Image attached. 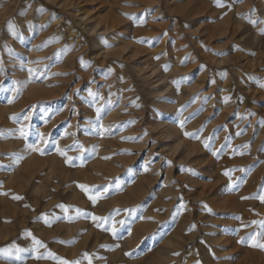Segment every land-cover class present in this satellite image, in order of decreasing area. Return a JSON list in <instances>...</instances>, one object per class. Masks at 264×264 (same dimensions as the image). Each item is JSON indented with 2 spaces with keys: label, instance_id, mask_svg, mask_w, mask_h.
Wrapping results in <instances>:
<instances>
[{
  "label": "rangeland",
  "instance_id": "374dc122",
  "mask_svg": "<svg viewBox=\"0 0 264 264\" xmlns=\"http://www.w3.org/2000/svg\"><path fill=\"white\" fill-rule=\"evenodd\" d=\"M114 2L0 0V264H264V0Z\"/></svg>",
  "mask_w": 264,
  "mask_h": 264
},
{
  "label": "bare ground",
  "instance_id": "6f19581e",
  "mask_svg": "<svg viewBox=\"0 0 264 264\" xmlns=\"http://www.w3.org/2000/svg\"><path fill=\"white\" fill-rule=\"evenodd\" d=\"M115 2H114V4L116 5L115 7L114 6H112L111 8H120L121 6H120V2H121V0H114ZM16 4V3H15ZM34 4V3H33ZM36 4V3H35ZM34 4V5H35ZM36 6V5H35ZM35 8V7H34ZM33 7L31 8L30 7V5H29V7H28V11L29 12H32L33 11V9H34ZM36 10V9H35ZM27 11V12H28ZM34 12V11H33ZM44 12V14H49V11L48 10H45V11H43ZM210 11H208L207 12V14L209 13ZM33 14V13H32ZM4 16H5V13H0V19H3L4 18ZM39 17V16H38ZM130 17V15L129 14H127V11L126 10H124L123 12H121L120 13V15H118V14H113V15H110V21H107L104 25H101V20H98L97 18H95V17H89L88 16V14H86V13H83V14H81V15H79L78 17H77V20H78V22H79V24L80 25H84V28H85V30L88 32V33H90V34H96V33H101V34H108V35H112V37H115L116 35H117V33H118V29H119V25H121L122 24V22H124V21H126V20H128V18ZM28 18V17H27ZM42 18V17H41ZM43 18H45V17H43ZM36 20H38V19H36ZM41 21V20H40ZM14 23H16V25L18 26V27H20L21 26V23L22 22H19V21H14ZM38 23V22H37ZM41 24V23H40ZM39 25V24H38ZM28 27H30V26H28ZM25 28V27H24ZM17 29V28H16ZM26 29H27V27H26ZM24 30V29H23ZM28 30V29H27ZM26 30V31H27ZM30 30V29H29ZM6 31V30H5ZM20 31V30H19ZM22 31V30H21ZM26 31L24 30V32L26 33ZM89 34V35H90ZM6 38L9 40V42H10V39L12 38V36L11 35H6ZM3 39V38H2ZM13 44V43H12ZM147 67V69L149 70L148 71V74H151L152 76L153 75H155L156 74V71L153 69V68H149V64H145ZM167 76V75H166ZM150 78V77H149ZM156 78V81L153 83V85H155V87L154 88H158L159 90H157V91H155V90H153V92H154V95H155V93L156 94H162V93H167V92H169V91H171V89H173V88H171V86H172V84L171 83H167L166 82V80H164V78L163 77H160V76H157V77H155ZM151 79H153V78H151ZM28 80V79H27ZM26 81V80H25ZM24 82V81H23ZM29 82V81H28ZM29 84H31L32 85V83H29ZM113 84V85H112ZM107 85V84H106ZM111 89L113 90V91H115V93H116V91H118V89H119V87H117L114 83H111ZM124 85V84H123ZM29 86V85H28ZM33 86H35V85H33ZM109 86V85H108ZM30 87V86H29ZM28 87V88H29ZM37 87L38 86H36L35 88H32V86H31V90L30 91H28L29 93H31V94H35V93H38V89H37ZM181 87V86H180ZM120 89L123 91V90H125V89H122V86L120 87ZM181 89H182V87H181ZM180 88H179V90H181ZM29 90V89H28ZM110 91V90H109ZM121 91V94H122V96H121V100H122V103H121V105L127 100L126 98H128L126 95H124V91L122 92ZM173 91V90H172ZM171 91V92H172ZM126 92V91H125ZM153 92L151 91V93L153 94ZM174 93V92H173ZM176 93H179V92H176ZM112 94V93H111ZM125 94H127V93H125ZM175 94V93H174ZM180 94H183V93H180ZM109 95V97H110V94H108ZM170 95V94H169ZM169 95H167V97L169 96ZM126 96V97H125ZM159 96H161V95H159ZM164 98H167L166 97V94H164ZM171 96H173V94L171 95ZM176 96V95H175ZM178 97V96H177ZM179 97H181V95H179ZM169 98V97H168ZM171 98V97H170ZM175 98V97H174ZM180 99V98H179ZM174 100V99H173ZM172 100V101H173ZM178 100V98L176 99V101ZM182 100H183V98H182ZM111 101H113V100H111ZM167 101H168V99H167ZM179 101V100H178ZM177 101V102H178ZM182 103L184 102V101H181ZM113 103V102H112ZM109 104V103H108ZM162 104V106H163V104L164 103H161ZM166 104V103H165ZM164 104V106H163V108H171L172 106H173V104L170 106V105H165ZM168 104V103H167ZM170 104V103H169ZM110 106H111V110H112V114H110V113H108L107 115H108V117L105 119V120H102V121H100L101 123H100V125H103V127H101V129L102 130H105V129H107V125H108V123H109V120L111 121V119L112 118H115V119H117L116 118V114H117V111H115L116 110V108L114 107V105H112V104H109ZM125 105V104H124ZM179 105V104H178ZM123 106V105H122ZM121 106V107H122ZM169 106V107H168ZM176 106V105H175ZM94 107H95V105H94ZM176 107H178V106H176ZM97 108V107H96ZM162 108V109H163ZM169 108V109H170ZM103 109V108H102ZM101 109V110H102ZM119 109V108H118ZM176 109V108H175ZM113 110H114V112H113ZM120 110V109H119ZM165 110V109H164ZM108 111V110H107ZM170 111H173V112H176V111H174V109L172 108V110H170ZM170 111H169V113H170ZM103 112V111H102ZM172 113V112H171ZM119 114V113H118ZM176 114V113H175ZM101 115V114H100ZM102 116V115H101ZM105 118V117H104ZM100 119H102V118H100ZM119 121V120H118ZM115 123V122H114ZM117 123H119V122H117ZM113 124V123H112ZM109 125H111L110 123H109ZM115 125V124H114ZM114 125H113V127H114ZM99 126V125H98ZM117 126V125H116ZM100 130V129H99ZM98 130V131H99ZM110 130V129H109ZM103 132V131H102ZM169 135H172V134H174V133H176L173 129L171 130V131H166ZM103 134V133H102ZM111 134V133H110ZM102 137V136H101ZM69 140H71V139H69ZM68 142V141H67ZM103 149H100V150H98L97 152H99V151H102ZM104 151V150H103ZM102 151V152H103ZM99 154V153H98ZM100 154H101V152H100ZM102 155V154H101ZM99 159H101V158H99ZM96 166H99L98 164L96 165ZM106 166V165H105ZM104 167V166H103ZM99 168V167H98ZM106 168V167H105ZM105 168H104V170H105ZM109 170V169H108ZM99 171V170H98ZM207 234V233H206ZM210 237V236H209ZM211 238H212V236H211ZM209 239V238H208Z\"/></svg>",
  "mask_w": 264,
  "mask_h": 264
},
{
  "label": "snow or ice",
  "instance_id": "6c2138e0",
  "mask_svg": "<svg viewBox=\"0 0 264 264\" xmlns=\"http://www.w3.org/2000/svg\"><path fill=\"white\" fill-rule=\"evenodd\" d=\"M217 5L220 6V7H223V6H224L223 4H220V3H219V0H217ZM250 22L255 23V21H250ZM7 26H8V28H9V30H10V32H11V34H12L13 36H17V35H18L17 31L15 30L14 24H13L11 21L8 22V25H7ZM166 67H167V66H166ZM2 71H3V67H2V63H0V72H2ZM28 71L31 73V72H33V69H28ZM177 86H179V84H177ZM260 86H261V87H264V84H262V85H260ZM90 94H91V93H90ZM92 95H95V94H92ZM226 99H227V98H226ZM10 102H11V101H10ZM96 111H97V113H98L97 119L99 120V119H100V115H99V114L101 113V109H100V108H97ZM25 118H27V117H25ZM12 119L15 120L16 118H15V117H12ZM181 126L183 127V124H182ZM101 127H103V125H101ZM185 135H186V136H192L193 134H192V133H187V132H186ZM20 136L23 137V138H25V139H27V132H26V130H25L24 128H21V129H20ZM40 140H41L42 143H46V140H45L43 134H40ZM204 145H205L206 148H208V147H209L208 141H205V142H204ZM28 148L31 149V150H34V151H38V152H40L41 154H44V150H43V148L40 147V146H38V145H36V144H29V145H28ZM83 150H84V149L81 147V151H83ZM57 151L60 152L61 155H65V153H64L62 150H60L59 148L57 149ZM212 154H213V155H216V152L213 151ZM71 159H72V158H68V161L70 162ZM106 159H107V157H106ZM241 171H245V170H244V169H241ZM223 174H224L225 176H227V177L229 178V180L232 179V176H231V170H225V172H224ZM117 183H118V181H117ZM79 187H80L81 189H83L85 192H88V188H87L86 186H84V185H79ZM110 187H111L110 185L102 186V188L99 189V194L102 195L103 193H108V192L110 191ZM14 198L17 199V200L22 199V198L19 197V196H16V197H14ZM245 198H247V197H245ZM89 199L92 201L93 204H95V203L97 202L98 196H97V195H90V196H89ZM259 199H261L262 201H264V196L259 197ZM59 207H61L65 213H67V212L69 211L68 206H65V205H59ZM76 211H77V214L80 213V210H79V209H77ZM114 211L117 213V215L120 214V210H119V209L114 210ZM124 211H127V212H129V213L131 214L132 212H135V209H125ZM45 216H46V214H45ZM92 219H93L94 221H101V222H104V223H108V222H110L111 227H110V228H106L105 231H111V233H112L113 236H117V234H118V232H119V228L117 227V225H119V226H121V227L125 225V220H123V219H121V220H116V219H115L113 216H111V215H109V216H107V217H97V216H92ZM100 226H101V224H97V227H100ZM129 234H130V233H129ZM36 243H37V244H40L41 242H40L39 240H37ZM254 246H257V247H260V248L264 249V243L256 244V245H254ZM2 251H4V252H9L8 249H4V250H2ZM17 251H21V250H20V249H17ZM9 254H10V253H9ZM126 255L131 256L132 253H126ZM62 264H70V262H68V261H63ZM77 264H78V262H77Z\"/></svg>",
  "mask_w": 264,
  "mask_h": 264
}]
</instances>
